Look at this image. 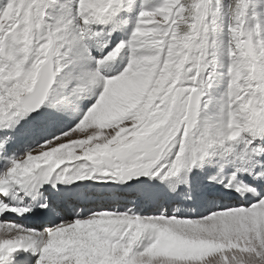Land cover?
Returning <instances> with one entry per match:
<instances>
[{"label":"snow or ice","instance_id":"obj_1","mask_svg":"<svg viewBox=\"0 0 264 264\" xmlns=\"http://www.w3.org/2000/svg\"><path fill=\"white\" fill-rule=\"evenodd\" d=\"M0 264H264V0H0Z\"/></svg>","mask_w":264,"mask_h":264}]
</instances>
